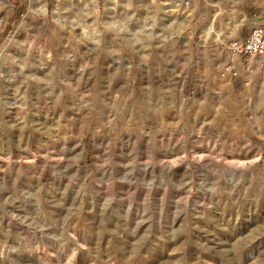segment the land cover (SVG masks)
<instances>
[{
    "label": "rangeland",
    "instance_id": "rangeland-1",
    "mask_svg": "<svg viewBox=\"0 0 264 264\" xmlns=\"http://www.w3.org/2000/svg\"><path fill=\"white\" fill-rule=\"evenodd\" d=\"M261 2L0 0V264H264Z\"/></svg>",
    "mask_w": 264,
    "mask_h": 264
},
{
    "label": "built area",
    "instance_id": "built-area-1",
    "mask_svg": "<svg viewBox=\"0 0 264 264\" xmlns=\"http://www.w3.org/2000/svg\"><path fill=\"white\" fill-rule=\"evenodd\" d=\"M258 57H264V25L261 24L250 27L245 37L234 38L229 41L228 57L219 70V76L238 80L241 78L238 62H243L245 72L247 73L251 69L248 59ZM243 83H249L247 77Z\"/></svg>",
    "mask_w": 264,
    "mask_h": 264
},
{
    "label": "bare ground",
    "instance_id": "bare-ground-1",
    "mask_svg": "<svg viewBox=\"0 0 264 264\" xmlns=\"http://www.w3.org/2000/svg\"><path fill=\"white\" fill-rule=\"evenodd\" d=\"M35 3L33 4V8L36 12H41L44 13L45 12V7L44 5L41 4V0H34Z\"/></svg>",
    "mask_w": 264,
    "mask_h": 264
},
{
    "label": "crops",
    "instance_id": "crops-1",
    "mask_svg": "<svg viewBox=\"0 0 264 264\" xmlns=\"http://www.w3.org/2000/svg\"><path fill=\"white\" fill-rule=\"evenodd\" d=\"M255 3V2H254ZM262 3V8H264V0H263V2H261ZM257 24H261V25H264V19H257V22H256ZM248 32V31H247ZM246 32V33H247ZM246 35V34H245ZM245 35H243V36H239V37H236V38H243V37H245Z\"/></svg>",
    "mask_w": 264,
    "mask_h": 264
}]
</instances>
